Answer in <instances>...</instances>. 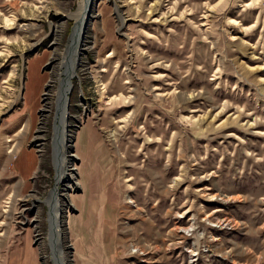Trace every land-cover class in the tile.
Returning a JSON list of instances; mask_svg holds the SVG:
<instances>
[{
    "label": "rangeland",
    "instance_id": "obj_1",
    "mask_svg": "<svg viewBox=\"0 0 264 264\" xmlns=\"http://www.w3.org/2000/svg\"><path fill=\"white\" fill-rule=\"evenodd\" d=\"M80 1L0 0V264H53L54 191L66 264H264V0H91L67 186Z\"/></svg>",
    "mask_w": 264,
    "mask_h": 264
},
{
    "label": "bare ground",
    "instance_id": "obj_2",
    "mask_svg": "<svg viewBox=\"0 0 264 264\" xmlns=\"http://www.w3.org/2000/svg\"><path fill=\"white\" fill-rule=\"evenodd\" d=\"M91 0H81L79 4V8L75 14H73V18L75 20V24L72 30V35L70 38V43L63 54L62 63L60 64L61 69L59 67V72L57 77L55 78L57 83L59 84L58 90L56 92V104L58 103V110L57 114V124L55 129V147L56 152L60 151V158L59 162L63 167V172L59 174L57 180L64 181V177L68 176V183L67 186L77 185L75 180V176L73 172H66V169L71 166L72 158L74 157L73 154H65L63 149L66 150L68 147V137L65 133V126H66V115L67 109L66 105L68 104V94L72 89L71 80L75 75V71L77 65L79 63V52L81 47L83 46L82 40L85 33V22L87 17H89V6ZM92 5V4H91ZM91 8V6H90ZM118 14V13H117ZM70 59V60H69ZM73 170V168H71ZM50 226H51V238L52 243L54 245V253H53V264H66L65 257L62 254L61 249V221H60V200L57 191L52 193V202L50 203Z\"/></svg>",
    "mask_w": 264,
    "mask_h": 264
},
{
    "label": "crops",
    "instance_id": "obj_3",
    "mask_svg": "<svg viewBox=\"0 0 264 264\" xmlns=\"http://www.w3.org/2000/svg\"><path fill=\"white\" fill-rule=\"evenodd\" d=\"M19 250V249H18ZM34 264L32 257L24 256H15L9 260L8 264Z\"/></svg>",
    "mask_w": 264,
    "mask_h": 264
}]
</instances>
